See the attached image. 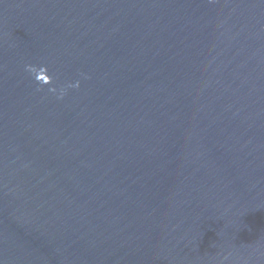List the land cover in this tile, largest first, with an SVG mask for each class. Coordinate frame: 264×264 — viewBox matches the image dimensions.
I'll list each match as a JSON object with an SVG mask.
<instances>
[{"label":"water","instance_id":"1","mask_svg":"<svg viewBox=\"0 0 264 264\" xmlns=\"http://www.w3.org/2000/svg\"><path fill=\"white\" fill-rule=\"evenodd\" d=\"M0 264H264V0H0Z\"/></svg>","mask_w":264,"mask_h":264}]
</instances>
